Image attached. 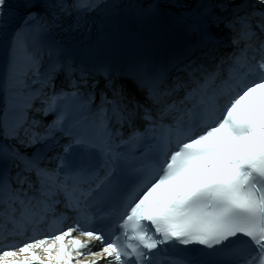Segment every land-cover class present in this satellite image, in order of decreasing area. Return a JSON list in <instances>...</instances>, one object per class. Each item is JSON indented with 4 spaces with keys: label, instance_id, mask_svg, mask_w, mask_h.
<instances>
[{
    "label": "snow or ice",
    "instance_id": "snow-or-ice-1",
    "mask_svg": "<svg viewBox=\"0 0 264 264\" xmlns=\"http://www.w3.org/2000/svg\"><path fill=\"white\" fill-rule=\"evenodd\" d=\"M0 264H264V0H0Z\"/></svg>",
    "mask_w": 264,
    "mask_h": 264
}]
</instances>
